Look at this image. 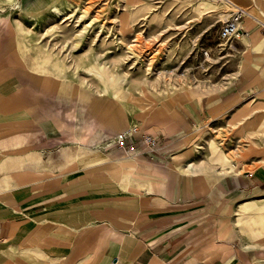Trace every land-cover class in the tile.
<instances>
[{"label": "crops", "instance_id": "1", "mask_svg": "<svg viewBox=\"0 0 264 264\" xmlns=\"http://www.w3.org/2000/svg\"><path fill=\"white\" fill-rule=\"evenodd\" d=\"M223 1L228 18L238 6L264 19V0ZM254 17L218 93L130 112L92 102L62 121L38 96L0 95V264H264V244L232 221L264 200V28ZM133 124L160 146L135 156L116 147Z\"/></svg>", "mask_w": 264, "mask_h": 264}, {"label": "rangeland", "instance_id": "2", "mask_svg": "<svg viewBox=\"0 0 264 264\" xmlns=\"http://www.w3.org/2000/svg\"><path fill=\"white\" fill-rule=\"evenodd\" d=\"M229 13L221 0H0V95L38 96L62 121L92 102L130 112L180 92L224 91L237 62L219 37ZM232 221L264 244V200L240 205Z\"/></svg>", "mask_w": 264, "mask_h": 264}, {"label": "built area", "instance_id": "3", "mask_svg": "<svg viewBox=\"0 0 264 264\" xmlns=\"http://www.w3.org/2000/svg\"><path fill=\"white\" fill-rule=\"evenodd\" d=\"M246 17L254 16L249 9L236 6L235 10L232 11L231 16L222 21V25L219 30L220 39L223 42L228 43L231 47H234V43L236 41L244 40L248 36V32L242 27L243 20ZM256 19L264 28V19ZM204 53L207 57H210V51L205 50ZM139 131V125L133 124L127 129L119 132L114 137L113 142L116 147L125 150L129 156L150 153L151 151L157 149L162 143L161 139L154 137L151 134L137 136Z\"/></svg>", "mask_w": 264, "mask_h": 264}, {"label": "bare ground", "instance_id": "4", "mask_svg": "<svg viewBox=\"0 0 264 264\" xmlns=\"http://www.w3.org/2000/svg\"><path fill=\"white\" fill-rule=\"evenodd\" d=\"M52 7H55L54 4L52 5ZM55 10L57 11V13H60V11L58 9L55 8ZM55 10H53V11H55Z\"/></svg>", "mask_w": 264, "mask_h": 264}]
</instances>
